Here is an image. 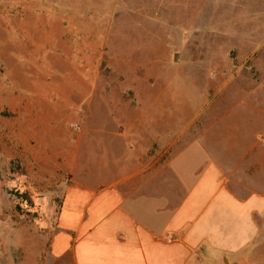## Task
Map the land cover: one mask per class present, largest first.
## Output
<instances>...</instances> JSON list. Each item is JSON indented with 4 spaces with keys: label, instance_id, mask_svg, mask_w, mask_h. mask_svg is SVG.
Returning <instances> with one entry per match:
<instances>
[{
    "label": "crops",
    "instance_id": "obj_1",
    "mask_svg": "<svg viewBox=\"0 0 264 264\" xmlns=\"http://www.w3.org/2000/svg\"><path fill=\"white\" fill-rule=\"evenodd\" d=\"M76 1L100 29L75 52L77 181L52 254L264 264V0ZM169 9L190 18L169 20ZM132 25L154 44L127 34Z\"/></svg>",
    "mask_w": 264,
    "mask_h": 264
},
{
    "label": "rangeland",
    "instance_id": "obj_2",
    "mask_svg": "<svg viewBox=\"0 0 264 264\" xmlns=\"http://www.w3.org/2000/svg\"><path fill=\"white\" fill-rule=\"evenodd\" d=\"M75 6L76 0H0V264H73L70 252L55 257L51 250L65 190L77 181L83 126L77 98L67 96L76 94L70 88L79 85L85 61L75 52L95 47L100 29L97 12ZM166 15L188 20L191 12ZM142 30L132 25L127 34L152 46L156 38Z\"/></svg>",
    "mask_w": 264,
    "mask_h": 264
}]
</instances>
